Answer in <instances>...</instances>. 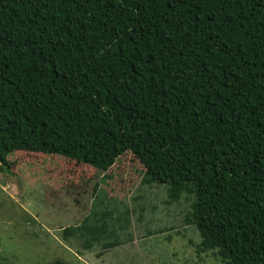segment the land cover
Masks as SVG:
<instances>
[{"label": "trees", "instance_id": "obj_1", "mask_svg": "<svg viewBox=\"0 0 264 264\" xmlns=\"http://www.w3.org/2000/svg\"><path fill=\"white\" fill-rule=\"evenodd\" d=\"M17 151L101 177L94 237L163 185L200 250L264 264V0H0V175Z\"/></svg>", "mask_w": 264, "mask_h": 264}, {"label": "rangeland", "instance_id": "obj_2", "mask_svg": "<svg viewBox=\"0 0 264 264\" xmlns=\"http://www.w3.org/2000/svg\"><path fill=\"white\" fill-rule=\"evenodd\" d=\"M8 160L13 165L0 175V264H222L217 252L198 248L199 231L185 220L193 199L168 204L167 186L135 183L117 204L116 231L86 236L95 220L101 225L91 197L100 176L89 179L88 167L56 155L17 151ZM119 163L123 178L134 169L132 155ZM126 209L127 229L126 217L119 219ZM75 228L85 229L66 232Z\"/></svg>", "mask_w": 264, "mask_h": 264}]
</instances>
